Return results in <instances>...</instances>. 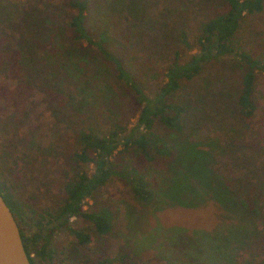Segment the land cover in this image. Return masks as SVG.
<instances>
[{
  "label": "rangeland",
  "instance_id": "1",
  "mask_svg": "<svg viewBox=\"0 0 264 264\" xmlns=\"http://www.w3.org/2000/svg\"><path fill=\"white\" fill-rule=\"evenodd\" d=\"M0 1L7 8L3 14L8 10L11 13L0 23V173L14 197L27 205L26 210L40 213L55 208L63 195L65 173L74 167L71 157L80 128L86 124L108 125L122 119L132 104L131 93L115 81L95 52L78 53L80 47L72 41V34L65 26L67 16L53 20L55 32L46 26L42 34L34 35L32 25L46 22L41 13L40 22L36 16L34 23L29 22L40 6L27 0L28 6L20 13L18 8L25 7L26 0ZM135 3L138 10H134L140 12L141 18L133 10L131 17L122 15L126 19L115 24L113 47L130 66L144 92L152 97L164 85L165 71L175 52L180 53L181 63L198 52L177 41L176 28L185 25L194 30L198 19L224 12L227 6L220 0ZM53 5L58 6L55 1ZM43 15L46 16L44 11ZM90 25L94 27L92 22ZM46 38L49 43L56 41L61 48L67 46L66 55L59 54L61 57H54L53 62H48V58L43 60L46 57L43 52L36 55V44L47 45ZM239 40L264 61V11L243 21ZM35 59L41 65L39 70L37 62L33 68L31 62L26 66ZM242 72L237 61L230 57L205 64L201 74L178 95V100L188 106L183 134L173 136L161 127L158 131L167 138L186 141L189 145L200 143L203 149L213 151L215 160L219 159L216 167L228 170L231 177L246 167L244 172L250 171L252 175L246 177L244 185H250L260 195L264 191V78L257 75V112L253 118L245 119L236 108ZM130 123L129 128L135 120ZM122 157L125 161L130 159L126 154ZM253 162L259 169H251ZM135 165L145 170L156 187L165 184L168 194L155 206L142 208L133 200L125 183L111 180L85 201V207L88 210L95 202L110 208L114 213L112 232L97 237L87 224L74 219L71 227L87 228L93 242L80 247L69 232H57L47 248L51 259L42 260L37 255L39 247L32 250L35 264H89L103 259L111 264H261L264 261L261 234L245 250L221 249L224 241L232 242L231 234L225 231L234 225L226 220V213L205 188L209 174H203L202 178L195 174L175 177L170 164L162 160L149 164L138 161ZM86 171L91 174L93 167ZM175 182L181 183V191L174 188ZM34 231V228L24 230L27 236ZM218 234L224 235L214 238ZM200 237L208 243L206 248L200 247L201 254L196 239Z\"/></svg>",
  "mask_w": 264,
  "mask_h": 264
},
{
  "label": "trees",
  "instance_id": "2",
  "mask_svg": "<svg viewBox=\"0 0 264 264\" xmlns=\"http://www.w3.org/2000/svg\"><path fill=\"white\" fill-rule=\"evenodd\" d=\"M54 1L57 2V7L53 5ZM137 1L139 0H31L35 6L39 5L41 8L35 9L36 13L31 15L29 22L34 23L35 16L40 22L39 13L46 20L40 22V27L35 23L32 25L34 35L42 34L46 26L49 31L55 32L56 29H52L55 26L53 20L60 15L67 16L65 26L72 34V41L80 47L78 53L87 50L95 52L107 70L111 71L115 81L131 93L132 104L126 109L122 119L103 126L86 124L77 132L75 150L71 157L74 167L65 173L63 195L55 208L44 209L40 213L32 209L26 210L27 205L14 197L11 187L0 173V195L16 218L30 264H35L32 250L37 247V255L42 260L51 259L47 248L57 232H69L80 247H87L94 240L88 229L100 238L112 232V210L98 206L95 202L86 210L85 201L113 179L125 183L133 200L142 208L155 206L165 197L168 194L165 184L163 187L153 185L145 170L135 165L138 161L147 164L158 160L166 161L175 177L195 174L202 178L203 174H209L205 178V188L210 192L212 200L226 213V220L234 225L231 227L235 228L231 231V227L227 226L225 233L231 234L232 242L228 244L224 241L222 250H245L259 234L264 236V191L258 195L253 187L244 185L246 177L252 175V172H244V167L243 172L231 177L227 174L228 170L216 167L219 159L215 160L216 154L213 151L203 149L200 143L189 145L186 141L178 142L176 138H167L158 131V127H161L173 136L183 134L188 106L178 100L179 93L186 84L201 74L205 64L226 57L236 60L243 69L236 99L238 114L245 119L255 116L258 109L255 85L258 74L264 78V61L260 55L245 48L239 40V34L246 18L264 11V0H220L227 6L224 12L201 17L194 30L185 25L177 27V41L187 49L196 48L198 52L185 63L180 62V53L175 52L174 60L166 68L164 85L152 97L144 92L130 66L119 57L113 47L117 34L115 24L124 23L123 20L126 19H122V15L131 17L133 10L136 17L141 18L140 12L134 10ZM43 2L46 4L42 7ZM28 4L26 0L23 4L25 7L18 8L19 12H24ZM5 5L0 4V23L4 22V16L11 14L9 10L3 14V10L7 9L3 7ZM91 22L94 27L90 25ZM54 42L49 43L46 38L47 45L36 44V55L43 52V56H46L43 60L48 58V62H53L54 57L65 54L67 46L61 48ZM30 62L32 68L36 62L37 70L41 67L36 59L29 60L26 66ZM84 86L86 89L88 85ZM132 119L135 123L129 128ZM125 154L130 158L127 161L122 157ZM90 166L93 171L88 174L86 169ZM253 167L259 169L256 162L251 164V169ZM174 188L181 191V183L175 182ZM74 219L83 221L88 229H73L71 222ZM33 228L35 231L30 236L25 235V229ZM222 235L224 234L214 235V238ZM196 239L201 254L200 247L206 248L208 244L205 241L206 236L205 240L202 237ZM89 264L111 263L110 260L103 259Z\"/></svg>",
  "mask_w": 264,
  "mask_h": 264
},
{
  "label": "water",
  "instance_id": "3",
  "mask_svg": "<svg viewBox=\"0 0 264 264\" xmlns=\"http://www.w3.org/2000/svg\"><path fill=\"white\" fill-rule=\"evenodd\" d=\"M0 264H30L16 218L0 195Z\"/></svg>",
  "mask_w": 264,
  "mask_h": 264
}]
</instances>
